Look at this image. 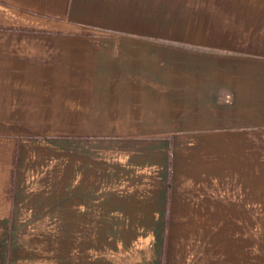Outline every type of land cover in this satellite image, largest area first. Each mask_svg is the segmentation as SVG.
<instances>
[{"label": "crops", "instance_id": "0c3cea01", "mask_svg": "<svg viewBox=\"0 0 264 264\" xmlns=\"http://www.w3.org/2000/svg\"><path fill=\"white\" fill-rule=\"evenodd\" d=\"M187 6L191 15L204 17L203 23H190L195 36L187 39L188 61L174 58L172 66L178 71L174 77L156 72L153 78L164 92L150 100L149 89L142 88L148 80L149 48L164 49V0H0L3 234L15 240L24 225L55 220L67 237L77 217L99 206L88 195L89 202L80 211L78 201L73 216L68 194L59 200L52 194L58 191L59 170H69L66 136L48 143L57 149L52 155L55 167L46 173L51 182L43 187L49 193L27 191L32 187L24 178V158H19L26 143L21 139L22 120L30 121V112L52 113L49 121L60 119V127L68 128L70 111L83 116L93 113L94 121L107 111L109 127L131 129L132 137L138 129L158 127L164 137L146 141L125 156L122 166L129 176V167L132 173L156 167L163 182L171 175L169 186L144 189L158 193L156 204L163 207L167 199L175 200V176L179 175L199 207H235L238 197L245 196L241 193H248L253 218H259L264 0H188ZM134 76L142 80L138 89L129 82ZM121 80L127 82H117ZM28 121L26 127H32ZM181 150L185 153L179 157ZM60 179L64 184L60 189L68 191V176ZM132 197L129 192L122 196L126 202ZM142 198L145 207L150 195ZM119 209L129 215L128 205ZM4 259L1 245V264Z\"/></svg>", "mask_w": 264, "mask_h": 264}, {"label": "rangeland", "instance_id": "374dc122", "mask_svg": "<svg viewBox=\"0 0 264 264\" xmlns=\"http://www.w3.org/2000/svg\"><path fill=\"white\" fill-rule=\"evenodd\" d=\"M164 4V49L149 48L148 80L143 81L142 89L145 86L149 89L150 100L164 92V87L153 78L156 72L160 70L166 77H174V72H178L172 66L174 58L188 61L187 39L190 35L195 36L190 23H203L204 20L203 16L191 15L188 0H164ZM117 82L124 85L127 81ZM129 82L138 89L142 80L134 76ZM99 114L100 119L94 121L93 113L84 117L70 111L67 113L68 128L60 127V119L49 121L52 113L30 112L27 113L30 121L23 123L22 120L21 139L26 143L21 145L25 150L20 149L19 160L24 158L27 172L24 178L32 187L27 191L49 193L43 187H48L51 182L46 173L55 167L52 155L57 149L48 143L66 136L70 140L69 170H59L56 175L58 183L55 184L58 191L52 194H56L58 200L68 194L69 214L73 216L76 215L77 202H80L82 211L84 202H89L88 195L91 202L99 203V206L89 214L77 217L75 222L73 216L69 217L68 221L73 223L69 225L67 237L62 235L61 226L55 220L24 225L15 234V240L6 232L3 234L1 227L0 246L5 249V264H264V116L261 205L259 218L254 219L248 193H241L245 196L238 197L235 207H199L198 200L193 201V194L185 190L179 175L175 176V200L167 199L163 207L156 204L158 193L144 189L169 186L171 175L163 182L156 167L134 173L129 167V176L124 175L127 169L122 166L125 156L150 139L164 137L162 132L158 127H150L138 129L137 136L132 137L135 132L131 129L109 127L107 111ZM27 121L33 122L32 127H26L29 125ZM183 147L180 146L182 150ZM182 150L178 152L179 157L185 153ZM63 176H68V191L60 189L64 186L60 179ZM135 189L138 191H133ZM125 192L133 196L132 200L126 202L122 198ZM142 195H150L145 207L141 205ZM41 202L45 204L46 200ZM125 204L128 205V216L119 209ZM98 217L99 223L95 221ZM23 218L21 216V220Z\"/></svg>", "mask_w": 264, "mask_h": 264}]
</instances>
